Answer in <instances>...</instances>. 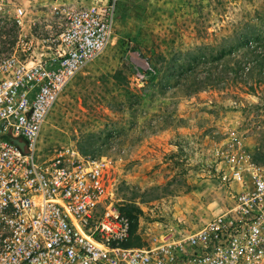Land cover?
Wrapping results in <instances>:
<instances>
[{
	"label": "rangeland",
	"instance_id": "374dc122",
	"mask_svg": "<svg viewBox=\"0 0 264 264\" xmlns=\"http://www.w3.org/2000/svg\"><path fill=\"white\" fill-rule=\"evenodd\" d=\"M92 1L0 0V57L16 43L11 3L38 43L60 31L58 9ZM228 129L264 163V0H115L111 43L59 93L37 146L103 158L128 242L147 246L229 200L216 154Z\"/></svg>",
	"mask_w": 264,
	"mask_h": 264
},
{
	"label": "built area",
	"instance_id": "2783aa9c",
	"mask_svg": "<svg viewBox=\"0 0 264 264\" xmlns=\"http://www.w3.org/2000/svg\"><path fill=\"white\" fill-rule=\"evenodd\" d=\"M9 6L18 33L0 57V264H264V163L231 129L216 150L229 200L183 235L124 244L129 224L107 199L106 161L71 146L41 159L37 146L59 93L111 43L115 0L58 9L60 31L38 43L22 30L23 7Z\"/></svg>",
	"mask_w": 264,
	"mask_h": 264
},
{
	"label": "water",
	"instance_id": "95a60500",
	"mask_svg": "<svg viewBox=\"0 0 264 264\" xmlns=\"http://www.w3.org/2000/svg\"><path fill=\"white\" fill-rule=\"evenodd\" d=\"M16 144H18L20 147H22L23 143L21 141H18L17 139L13 140Z\"/></svg>",
	"mask_w": 264,
	"mask_h": 264
},
{
	"label": "trees",
	"instance_id": "16d2710c",
	"mask_svg": "<svg viewBox=\"0 0 264 264\" xmlns=\"http://www.w3.org/2000/svg\"><path fill=\"white\" fill-rule=\"evenodd\" d=\"M254 160H255V159H254ZM129 232H130V225H129ZM124 244L127 245V246H134V245H131V244L128 242V239H127L126 242H124Z\"/></svg>",
	"mask_w": 264,
	"mask_h": 264
},
{
	"label": "bare ground",
	"instance_id": "6f19581e",
	"mask_svg": "<svg viewBox=\"0 0 264 264\" xmlns=\"http://www.w3.org/2000/svg\"><path fill=\"white\" fill-rule=\"evenodd\" d=\"M169 236H171V235H169ZM169 236H167V237H169Z\"/></svg>",
	"mask_w": 264,
	"mask_h": 264
}]
</instances>
